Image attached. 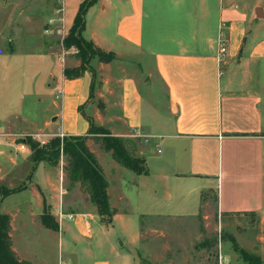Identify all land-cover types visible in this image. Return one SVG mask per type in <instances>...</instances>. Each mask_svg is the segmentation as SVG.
I'll list each match as a JSON object with an SVG mask.
<instances>
[{
    "label": "crops",
    "instance_id": "1",
    "mask_svg": "<svg viewBox=\"0 0 264 264\" xmlns=\"http://www.w3.org/2000/svg\"><path fill=\"white\" fill-rule=\"evenodd\" d=\"M4 1L7 4L0 0V184L24 188L0 195L3 202L27 192L14 209L3 210L11 216L12 246L21 259L33 262L15 245L14 231L26 220L37 226L36 219L41 221L47 207L60 224L59 231L48 228L47 234L62 257H68L64 264H112L110 258L95 256L102 249L116 250L104 236L111 228L96 207L90 200V207L81 210L67 207L61 167L54 165L60 169L59 178L47 161L33 169L31 149L21 142L25 134L40 140L88 135V117L123 137L131 152L146 157L149 168V174L136 177L127 172L125 182L123 166L90 136L88 145L109 182L110 204L117 209L111 225L131 223L134 205L156 200L148 195L156 193L155 182L150 184L148 178L162 184L168 202L176 200L171 204L175 210L198 213L209 206L214 189L220 216H259L264 221V32L255 33L249 26L264 18V0H257L250 14L242 0H96L87 11L83 34L117 58L92 60L96 74L92 95L91 70L74 79L64 72L80 65L76 50L66 49L63 39L83 0L73 6L69 18L68 0H45L48 14L45 21L40 19L38 35L35 10L23 7L18 12L20 17L26 13L22 32L20 28L16 34L6 32L15 12H6ZM222 35L227 41L224 53ZM43 54L53 63L46 77L48 114L37 128L21 129L28 122L18 111L21 71L24 62L33 65ZM149 61L160 84L146 70ZM34 73L23 77L29 80ZM143 86L150 91V100ZM22 175L26 182L17 185ZM123 201L131 206L127 215L120 208ZM141 213L173 214L152 207ZM96 216L97 237L91 227ZM134 236L142 237V231ZM131 256L120 254L125 264Z\"/></svg>",
    "mask_w": 264,
    "mask_h": 264
},
{
    "label": "rangeland",
    "instance_id": "2",
    "mask_svg": "<svg viewBox=\"0 0 264 264\" xmlns=\"http://www.w3.org/2000/svg\"><path fill=\"white\" fill-rule=\"evenodd\" d=\"M6 1H8L7 4L4 1V9L6 12L13 10L15 12L12 28H7L6 32L9 31L16 34L18 28H20V32H22L21 22L26 13L20 17L18 12L19 9L23 7L28 10H35V14L39 17L36 16L34 24L37 33V26L40 24L41 17L43 20L44 17L47 18L48 14L47 8L44 5L45 0H20L17 7L15 6L18 0ZM81 1L82 0H68V6L66 7L67 18H69L71 11L74 9L73 6ZM256 2L258 1L242 0V6L246 12L250 14ZM249 19H251V15H249ZM249 26L255 33L256 31L259 34L263 33L264 18L252 20ZM258 28L261 29L258 30ZM38 34L39 32L37 35ZM71 49L76 50L75 55L79 58L77 49ZM34 62L33 65L24 62L25 68L21 71L20 84L18 87L20 93L18 111L21 116H26L28 118V122L21 124L20 128L28 130L37 128L38 124L43 122L46 114H48L50 105L49 98L46 96L45 91H47V70L51 64L53 66V63L47 62V56L44 54L39 57L37 56ZM68 64H70V62ZM146 70L152 72L153 80L160 84L152 62L148 64ZM28 71L35 72V76H33V78L30 76L29 80L23 77ZM143 88L144 93L150 100V97H152L150 91L146 90L144 86ZM16 89L17 88H14V91ZM12 105L15 106V102H13ZM27 136L31 135L25 134L21 137L25 139ZM31 137L42 144L47 143L52 138V136H48V138L46 137L40 140L34 136ZM26 146L29 147L27 144ZM45 164L50 165L49 163ZM58 166L61 167L63 172L64 186L68 187V203H66V206L78 210L90 207L88 202L89 197L85 187L70 180L64 168L66 166L65 158H61ZM58 166L50 165V168L54 172H57V178H59L60 173ZM123 169L125 173V182H127V172L130 173V177H132V175H135V177L138 175L125 166H123ZM20 178L21 180L16 182L17 185L26 182V180L24 181L23 179V175ZM111 178L110 180H113L116 176ZM148 181H150V184L151 181L155 182L154 186L156 193H148V195L156 200L152 203L148 198L145 203L134 205V211L129 212L132 214L131 223L127 224V221H116L114 225L108 224L111 231L104 236L109 239V245L111 246L112 244L116 250L114 252H110L108 249L99 250L95 254L96 257L110 258L112 264H125L120 254L126 253L129 255L132 254L131 259H127L126 264H252L243 258L242 254L237 249V247H239L248 251L254 257H258L264 261V221H261L259 216H220L216 211L214 189L209 193V206L202 207L198 213L190 214V212L184 209L175 210L172 208L171 204L174 203L176 205V200L173 199L170 200L172 202H168L169 200L165 195L166 190L163 188L162 184H159L156 180H152V178H148ZM150 184L148 183L147 185L150 186ZM25 195H27V192L9 196L3 202L2 195H0V211L3 212L6 207L14 209L16 203H18L20 199H23ZM74 201L76 202L75 204L73 203ZM112 201L115 202V199L113 198ZM33 205L34 210H37L35 206L36 201L33 202ZM150 207H152V211L169 209L173 214L156 216L141 213L144 212V210H150ZM120 208L123 209L127 215V210L131 209V206L127 205V201H123ZM36 222L38 223L37 226L31 223V221L26 220L25 224L19 226L18 231H14L13 240L15 245H20L27 253L30 260L35 262V264H64V262H67L68 257L64 255L62 257V253L55 239L48 236L47 233H49V229L43 226L38 218ZM91 224L93 232L97 234V237L98 234H100L98 229L100 221L97 216L91 220ZM105 225L107 224L105 223ZM139 230L142 231V237L137 239L134 234Z\"/></svg>",
    "mask_w": 264,
    "mask_h": 264
},
{
    "label": "trees",
    "instance_id": "3",
    "mask_svg": "<svg viewBox=\"0 0 264 264\" xmlns=\"http://www.w3.org/2000/svg\"><path fill=\"white\" fill-rule=\"evenodd\" d=\"M96 0H83L74 18V22L63 39V46L66 49L76 48L80 58L78 67H66L65 75L69 79L81 77L86 70L93 72L91 95L94 92L95 69L91 63L93 59L103 62H110L117 58L112 51H105L93 41L88 40L83 32L86 25V14L89 7ZM90 123L88 135H69L52 137L47 143H40L31 136L22 138L21 142L26 143L30 149L32 168L34 169L41 161L58 165L61 158H65L64 167L72 182H77L85 187L91 203L96 207L98 214L102 216L106 224H111L117 209L110 204L108 194L109 182L105 176L97 156L90 149L88 139L92 136L102 149L110 152L112 157L122 166L134 171L136 174H149L146 157L135 155L127 146L125 139L113 135L104 126L96 124L92 117H88ZM23 186L8 188L0 184V191L3 197L22 190ZM42 224L54 231H59L60 224L56 217L45 207L40 216ZM243 258L252 264H264V261L254 257L248 251L237 247ZM0 264H34L33 262L21 259L13 249L11 238V216L0 211Z\"/></svg>",
    "mask_w": 264,
    "mask_h": 264
},
{
    "label": "built area",
    "instance_id": "4",
    "mask_svg": "<svg viewBox=\"0 0 264 264\" xmlns=\"http://www.w3.org/2000/svg\"><path fill=\"white\" fill-rule=\"evenodd\" d=\"M226 48H227V41H226L225 36L222 35L221 36V39H220V49H221V52L224 53L226 51ZM68 217L69 218H73V215L72 214H69Z\"/></svg>",
    "mask_w": 264,
    "mask_h": 264
}]
</instances>
